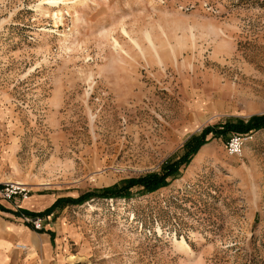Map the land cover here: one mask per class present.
Returning <instances> with one entry per match:
<instances>
[{"label":"rangeland","instance_id":"374dc122","mask_svg":"<svg viewBox=\"0 0 264 264\" xmlns=\"http://www.w3.org/2000/svg\"><path fill=\"white\" fill-rule=\"evenodd\" d=\"M50 1L0 0V187L77 197L264 113V0ZM233 133L166 185L54 208L64 264H264V127Z\"/></svg>","mask_w":264,"mask_h":264},{"label":"crops","instance_id":"0c3cea01","mask_svg":"<svg viewBox=\"0 0 264 264\" xmlns=\"http://www.w3.org/2000/svg\"><path fill=\"white\" fill-rule=\"evenodd\" d=\"M55 198L56 196L45 193L30 195L28 200L14 201L19 209L39 212ZM3 205L6 210L0 209L4 213L0 215V264H64L61 259L62 246H58L66 229L62 220L51 219L53 212L41 214L50 220H46L41 229H35L21 218L20 213H15L18 208L12 202L6 201ZM19 243L28 248L23 250L18 246Z\"/></svg>","mask_w":264,"mask_h":264},{"label":"trees","instance_id":"16d2710c","mask_svg":"<svg viewBox=\"0 0 264 264\" xmlns=\"http://www.w3.org/2000/svg\"><path fill=\"white\" fill-rule=\"evenodd\" d=\"M264 127V113L253 115L246 121L244 120H230L226 121L223 126H206L199 133L191 134L184 142V152L178 159L167 161L159 171H151L143 175L129 178L121 184L109 186L102 189H93L84 192L77 197H58L48 207L39 212L25 211L28 214L38 215L48 214L52 212L58 205L62 206L66 203H81L93 197H120L130 194L133 187H138L144 191H151L160 186L166 185L169 181L168 177L173 178L177 173L181 164L189 162L193 154L211 137H207L209 132L212 136H218L226 131H236V133H247ZM0 209L6 208L0 204ZM22 212L20 209L15 213Z\"/></svg>","mask_w":264,"mask_h":264},{"label":"built area","instance_id":"2783aa9c","mask_svg":"<svg viewBox=\"0 0 264 264\" xmlns=\"http://www.w3.org/2000/svg\"><path fill=\"white\" fill-rule=\"evenodd\" d=\"M251 137V132L231 134L226 140V150L230 154H240L245 140ZM29 193L30 188H28L26 184L20 183L18 181L7 180L0 187V195L6 199H11L13 196L26 198L29 196ZM21 218L25 222L30 223L35 229H41L45 220V216L32 215L28 213H21Z\"/></svg>","mask_w":264,"mask_h":264},{"label":"bare ground","instance_id":"6f19581e","mask_svg":"<svg viewBox=\"0 0 264 264\" xmlns=\"http://www.w3.org/2000/svg\"><path fill=\"white\" fill-rule=\"evenodd\" d=\"M58 1H60V0H58ZM50 2H51V4H53V3H57V0H51ZM149 38H150V37H149ZM149 38H148V39H149ZM149 41H150V40H149ZM153 41H154V40H153ZM155 46H156V45H155ZM139 48H140V47H139ZM155 48H156V47H155ZM29 198H30V196L26 197L25 199L28 200ZM177 242H178L179 245L187 246V243H186V240H185V239L178 240ZM18 246H19L20 248L25 249V250L28 248L26 245H24V244H20V243L18 244Z\"/></svg>","mask_w":264,"mask_h":264}]
</instances>
